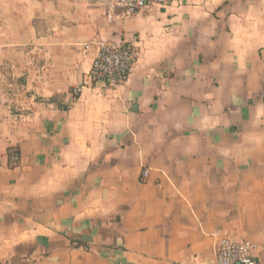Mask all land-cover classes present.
<instances>
[{
	"label": "crops",
	"instance_id": "0c3cea01",
	"mask_svg": "<svg viewBox=\"0 0 264 264\" xmlns=\"http://www.w3.org/2000/svg\"><path fill=\"white\" fill-rule=\"evenodd\" d=\"M9 2L0 264H214L223 235L264 264V0ZM101 42L131 75L75 96Z\"/></svg>",
	"mask_w": 264,
	"mask_h": 264
},
{
	"label": "built area",
	"instance_id": "2783aa9c",
	"mask_svg": "<svg viewBox=\"0 0 264 264\" xmlns=\"http://www.w3.org/2000/svg\"><path fill=\"white\" fill-rule=\"evenodd\" d=\"M125 10V15H134L151 8L161 9L167 0H116ZM90 44L84 48L89 50ZM97 56L85 82L73 89L79 96L86 85L105 89L115 88L126 82L137 61L135 47L129 43L101 42L97 45ZM20 153H12L13 166L20 163ZM149 170L143 171V177H148ZM214 264H261L257 256V246L250 240H237L230 235H223L218 243Z\"/></svg>",
	"mask_w": 264,
	"mask_h": 264
},
{
	"label": "rangeland",
	"instance_id": "374dc122",
	"mask_svg": "<svg viewBox=\"0 0 264 264\" xmlns=\"http://www.w3.org/2000/svg\"><path fill=\"white\" fill-rule=\"evenodd\" d=\"M9 4H10V2H9V0H0V16H1V10L3 9V8H5V7H9ZM0 27H3V25H2V22H0ZM1 81H3L2 79H1ZM18 81V80H17ZM16 81V82H17ZM5 82V87L3 88V91H5V92H9L10 91V88H9V86H8V84L10 83V82H12V79H9V76H6L5 75V79H4V81H3V83ZM11 92V91H10Z\"/></svg>",
	"mask_w": 264,
	"mask_h": 264
},
{
	"label": "trees",
	"instance_id": "16d2710c",
	"mask_svg": "<svg viewBox=\"0 0 264 264\" xmlns=\"http://www.w3.org/2000/svg\"><path fill=\"white\" fill-rule=\"evenodd\" d=\"M35 23H36V21H35ZM10 151L12 152L13 151V148H11Z\"/></svg>",
	"mask_w": 264,
	"mask_h": 264
}]
</instances>
